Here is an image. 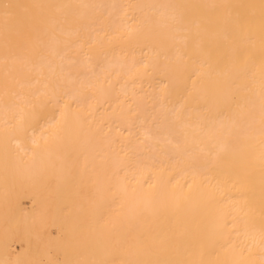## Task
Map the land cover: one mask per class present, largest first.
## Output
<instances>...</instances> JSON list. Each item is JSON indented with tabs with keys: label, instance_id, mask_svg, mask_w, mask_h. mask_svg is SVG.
<instances>
[{
	"label": "bare ground",
	"instance_id": "bare-ground-1",
	"mask_svg": "<svg viewBox=\"0 0 264 264\" xmlns=\"http://www.w3.org/2000/svg\"><path fill=\"white\" fill-rule=\"evenodd\" d=\"M0 264H264V0H0Z\"/></svg>",
	"mask_w": 264,
	"mask_h": 264
},
{
	"label": "rangeland",
	"instance_id": "rangeland-1",
	"mask_svg": "<svg viewBox=\"0 0 264 264\" xmlns=\"http://www.w3.org/2000/svg\"><path fill=\"white\" fill-rule=\"evenodd\" d=\"M24 202H25V204H27V205L30 203V201H29L28 199H25ZM54 231H56L55 228H54ZM15 248H16V249H20V245H19V244H16V245H15ZM10 252H11V253H14L13 248H12V249L10 248Z\"/></svg>",
	"mask_w": 264,
	"mask_h": 264
}]
</instances>
